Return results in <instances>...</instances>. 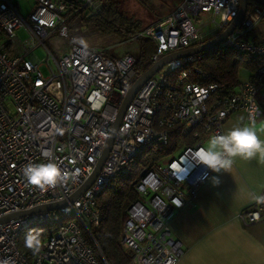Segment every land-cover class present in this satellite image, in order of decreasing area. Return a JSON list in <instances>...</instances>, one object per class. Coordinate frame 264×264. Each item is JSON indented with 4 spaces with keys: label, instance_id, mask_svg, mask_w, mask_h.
Here are the masks:
<instances>
[{
    "label": "built area",
    "instance_id": "obj_1",
    "mask_svg": "<svg viewBox=\"0 0 264 264\" xmlns=\"http://www.w3.org/2000/svg\"><path fill=\"white\" fill-rule=\"evenodd\" d=\"M101 6L102 0H34L23 15L15 0H0V216L66 199L91 174L106 144L136 74L133 55L108 53L121 42L102 48L77 39L86 28L83 16L98 14ZM238 8L239 0H177L170 11L126 40L153 41L154 62L168 52L203 42L202 17L213 24L207 37L212 38ZM262 18L264 10L259 7L247 11L214 49L264 58V36L248 37ZM19 29L28 34L22 43L16 39ZM51 36L61 43L49 48L46 41ZM38 46L46 52V74L34 54ZM201 56L166 63L140 87L96 178L83 193L57 210L0 224V264H106L91 231L100 219L97 195L143 146L167 145L175 127L193 142L180 144L140 172L134 182L137 199L126 211L121 243L130 251L129 264H176L183 248L171 223L185 205L195 202L199 186L212 173L197 164L192 153L205 146L210 135L223 133L231 113L242 111L246 122L262 115L258 100L264 98V64L227 89L194 79L209 74L197 66L184 68ZM45 152L63 170L77 174L76 179L43 192L27 186L22 168L29 162H46ZM239 217L244 224L264 222V204L253 201ZM56 218L62 222L42 239L38 254L19 249V235L28 227Z\"/></svg>",
    "mask_w": 264,
    "mask_h": 264
},
{
    "label": "trees",
    "instance_id": "obj_2",
    "mask_svg": "<svg viewBox=\"0 0 264 264\" xmlns=\"http://www.w3.org/2000/svg\"><path fill=\"white\" fill-rule=\"evenodd\" d=\"M119 0H102L100 12L96 15L83 16L84 22L90 24L98 32L112 34L121 40L129 39L139 28L138 23L124 17L119 11ZM260 0H248V11L258 5ZM85 14V13H84ZM209 38H205L207 40ZM138 52L134 56V71L136 76L145 71L151 64V57L157 51L153 41L148 38H138ZM113 55L112 52H108ZM126 53V52H124ZM264 64V58L233 51L230 49H212L202 53L199 59L186 63V66H197L202 73L208 72V77H193L201 82L214 81L225 88H235L243 80L249 78L258 67ZM241 72L245 74L242 78ZM259 105L264 111V98L260 97ZM167 145L148 143L132 158L125 170L112 177L103 190L97 195L96 201L100 212L97 226L91 231L98 248L104 256L106 264H129L130 251L121 243V230L130 204L137 199L134 182L140 172L163 157L173 152L182 143H192L191 137L183 138L176 127L171 130ZM62 219L33 224L19 235L18 247L31 254L32 251L24 246V239L29 231H39L41 238L55 231Z\"/></svg>",
    "mask_w": 264,
    "mask_h": 264
},
{
    "label": "crops",
    "instance_id": "obj_3",
    "mask_svg": "<svg viewBox=\"0 0 264 264\" xmlns=\"http://www.w3.org/2000/svg\"><path fill=\"white\" fill-rule=\"evenodd\" d=\"M256 25L259 29H252L249 38L264 36V18ZM248 123L242 111H235L224 121L223 132ZM255 130L264 140V111ZM249 194H264V161L259 157H237L230 172L212 171L195 202L185 205L171 223L183 248L176 264H264V222L244 224L239 217L253 202Z\"/></svg>",
    "mask_w": 264,
    "mask_h": 264
},
{
    "label": "clouds",
    "instance_id": "obj_4",
    "mask_svg": "<svg viewBox=\"0 0 264 264\" xmlns=\"http://www.w3.org/2000/svg\"><path fill=\"white\" fill-rule=\"evenodd\" d=\"M44 157L46 162H29L22 168L21 174L27 186L43 192L76 179L77 174L63 170L51 153L45 152ZM192 157L197 164H202L213 172L219 173L222 170L230 172L237 157L248 161L259 157L264 161V140L257 135L255 120L250 118L248 124H241L226 132L210 135L206 146L192 153ZM249 196L257 204H264V194H249ZM24 246L33 254H38L43 247L41 233L29 231L25 236Z\"/></svg>",
    "mask_w": 264,
    "mask_h": 264
},
{
    "label": "water",
    "instance_id": "obj_5",
    "mask_svg": "<svg viewBox=\"0 0 264 264\" xmlns=\"http://www.w3.org/2000/svg\"><path fill=\"white\" fill-rule=\"evenodd\" d=\"M247 11H248V0H239V8H238L236 15L225 26V28L222 29L220 32H218L215 36L207 40H204L203 42L199 44H195V45H192L186 48L173 50L171 52H168L160 56L157 60L152 62V64L145 71H143L141 74L135 77V79L133 80L132 84L128 88V91L118 108L117 114L111 126L109 137L106 141L104 148L102 149L100 153V156L91 174L83 181L82 184H80L73 192H71L67 196L66 199L48 202V203H42V204L35 205L31 208H28V209L7 213L5 215L0 216V224L8 222L12 219H16L18 217L31 215V214L38 213V212L57 210L63 206H66L68 202H72L77 196L83 193L92 184V182L96 178L104 160L106 159L111 149L114 138L118 132V128L121 123L122 116L129 102L131 101L133 96L136 94V92L140 89V87L151 76H153L159 69H161L166 63L177 60V59H182V58H186L189 56H193L199 53H204L206 51L214 49V47L219 42H221L225 37H227L232 32V30L243 21V19L245 18L247 14Z\"/></svg>",
    "mask_w": 264,
    "mask_h": 264
},
{
    "label": "rangeland",
    "instance_id": "obj_6",
    "mask_svg": "<svg viewBox=\"0 0 264 264\" xmlns=\"http://www.w3.org/2000/svg\"><path fill=\"white\" fill-rule=\"evenodd\" d=\"M260 1L261 3L264 2V0ZM15 2L18 4L19 11L23 15H26L30 12L34 0H15ZM119 2L120 13L124 17L131 19V21L137 22L139 26L137 30H139L151 24L153 21L159 18L160 15L170 11L175 6L177 0H119ZM257 7L264 10V4L258 5ZM200 24L204 29L205 38H207L210 32L213 31V24L207 17H202ZM253 29H259L258 25H255ZM27 37L28 34L24 29H19L16 31V39L19 42H24ZM77 39L86 45H96L102 48H108L116 43L118 44L121 42V44L110 49V52L112 53L122 54L127 52L135 56L138 52V43L135 40H121L112 34L100 33L88 23L86 24V28L77 36ZM59 42L60 39L57 38V36H51L46 41V45L49 48H52V46L58 44ZM34 54L39 62L42 63L40 65V69L44 74H46V68L43 65V62L46 58L45 50L38 46L34 49ZM240 76L243 78L245 74L241 72ZM204 145L206 146V142Z\"/></svg>",
    "mask_w": 264,
    "mask_h": 264
}]
</instances>
